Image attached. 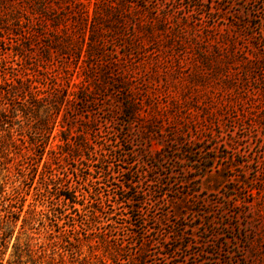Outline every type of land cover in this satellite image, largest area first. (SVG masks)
<instances>
[{
    "label": "rangeland",
    "instance_id": "1",
    "mask_svg": "<svg viewBox=\"0 0 264 264\" xmlns=\"http://www.w3.org/2000/svg\"><path fill=\"white\" fill-rule=\"evenodd\" d=\"M82 1L92 12L102 0ZM103 1L123 24L91 41L88 20L69 18L74 46L56 55L32 35H51L46 18L0 0L2 93L61 96L104 66L139 108L129 121L111 87L66 114L45 100L16 116L3 105L4 262L264 264V124L246 120L264 111V0Z\"/></svg>",
    "mask_w": 264,
    "mask_h": 264
},
{
    "label": "trees",
    "instance_id": "2",
    "mask_svg": "<svg viewBox=\"0 0 264 264\" xmlns=\"http://www.w3.org/2000/svg\"><path fill=\"white\" fill-rule=\"evenodd\" d=\"M27 2H29L31 6L30 13L32 15H35V18H46V21H49L51 26V28L49 29L51 35L49 34V36L45 34V31L42 28L35 29V31L32 32V35H41L44 39L43 46L47 48L46 53L52 51L56 55H70V50L74 46V42L71 38L72 33L69 25L67 24L69 18H77L81 19V21L88 20V38L91 41L93 38L95 39L97 37H101L102 39L104 28L110 29L111 31H116L118 29V26L123 24V18L125 19V16L123 17L124 12L121 11L122 7L118 8L117 6H112L110 4L105 3L103 0L101 2L99 1L96 3V7L93 9L92 12H89L87 5L82 0H27ZM112 20L114 21L112 22ZM94 45L95 44L87 43L88 49L85 50L87 57L95 55L91 54L95 50ZM82 47V42L81 44H77L76 46L74 56L77 57V59H80L81 57V51L83 50ZM96 64V66L99 65L98 63ZM86 68L87 72L84 74L83 79L79 82L72 83V85L77 88L75 90L68 91L69 85L66 84L67 88H63V94L61 96L57 95V92H54V94L52 95L48 94L46 96L36 97L31 93L30 90L18 92L17 90H14L13 87H8L7 89H4L3 93L0 91V106L2 105L0 108V129H3L2 124H4V119L8 116V114H10L11 116H16V113L18 111L22 112V114H25L27 107L25 105L27 102L35 100L48 101L47 103L55 107V114L60 111L59 109L61 106H65L64 114H66V112H68L71 106L80 104L81 108H84L85 104L88 101H92L97 93L99 94L103 92L106 88L108 90L112 88L120 92V97L118 99V102L122 103H120L119 106L120 114L126 117L129 121L137 120L139 116V108L137 106V101L133 99L129 94V91L127 89V83L122 80L123 78L121 79L114 76L117 74H113L112 72H110L112 75H109L108 70L104 66H102L101 68H92L86 66ZM56 90L59 89H55V91ZM6 103H8L9 105L7 106L9 108L7 112L8 114L5 113L6 108L3 107V105H6ZM254 113L255 112L251 110L250 116L248 117V119H246L248 123L263 125L264 111L259 112L261 116L259 114L255 115ZM258 117H260L259 120H261L259 121V123L258 120L256 121V118ZM154 121L155 119L150 122L144 123L142 126L147 131H153ZM86 124L88 123L84 122V125ZM209 131H211V129ZM6 136H9V132H7ZM66 144L67 146L73 145L69 141H67ZM79 156L80 158L83 157V155L81 154H79ZM63 196L65 198L70 199L72 202H75L70 197L69 192H64ZM132 199V197H125V200L127 201H131ZM5 211L6 213H11V210ZM6 237H10V234L8 236L5 235V237H3L0 241V264H10L9 261L4 262V253L7 243V241L5 242Z\"/></svg>",
    "mask_w": 264,
    "mask_h": 264
}]
</instances>
